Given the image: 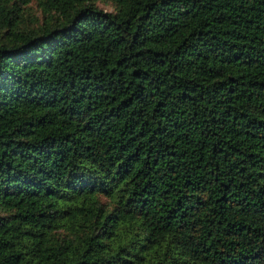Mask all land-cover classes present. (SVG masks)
I'll list each match as a JSON object with an SVG mask.
<instances>
[{"label": "trees", "instance_id": "trees-1", "mask_svg": "<svg viewBox=\"0 0 264 264\" xmlns=\"http://www.w3.org/2000/svg\"><path fill=\"white\" fill-rule=\"evenodd\" d=\"M0 264H264V0H0Z\"/></svg>", "mask_w": 264, "mask_h": 264}, {"label": "rangeland", "instance_id": "rangeland-1", "mask_svg": "<svg viewBox=\"0 0 264 264\" xmlns=\"http://www.w3.org/2000/svg\"><path fill=\"white\" fill-rule=\"evenodd\" d=\"M104 8L110 10V8L108 6H104Z\"/></svg>", "mask_w": 264, "mask_h": 264}]
</instances>
